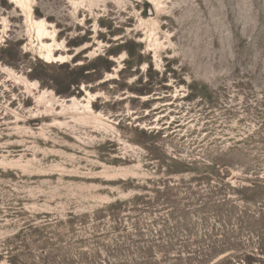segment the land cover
<instances>
[{
  "label": "rangeland",
  "instance_id": "374dc122",
  "mask_svg": "<svg viewBox=\"0 0 264 264\" xmlns=\"http://www.w3.org/2000/svg\"><path fill=\"white\" fill-rule=\"evenodd\" d=\"M0 264H264V0H0Z\"/></svg>",
  "mask_w": 264,
  "mask_h": 264
},
{
  "label": "bare ground",
  "instance_id": "6f19581e",
  "mask_svg": "<svg viewBox=\"0 0 264 264\" xmlns=\"http://www.w3.org/2000/svg\"><path fill=\"white\" fill-rule=\"evenodd\" d=\"M54 50H56V49H54ZM46 58L49 59V60L53 59V61H58V57H56L51 50L48 51V54L46 55Z\"/></svg>",
  "mask_w": 264,
  "mask_h": 264
}]
</instances>
